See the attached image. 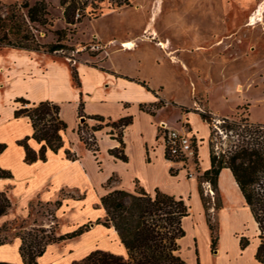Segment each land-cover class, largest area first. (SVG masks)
<instances>
[{"label":"rangeland","instance_id":"obj_1","mask_svg":"<svg viewBox=\"0 0 264 264\" xmlns=\"http://www.w3.org/2000/svg\"><path fill=\"white\" fill-rule=\"evenodd\" d=\"M40 1L46 4L48 24L35 25L33 33L37 41L40 44H53L57 40L56 32L65 30L61 43L66 47L52 54L1 48L0 111L4 105L16 106L14 98L5 103V99L14 92L25 91L33 96L54 98L55 95L49 90L52 86L70 84L69 76L62 71H56L44 81L12 82L14 74H21L23 79H32L37 72H43L44 59L64 63L70 70L74 69L76 63L101 66L106 61L105 64L113 71L129 76L138 75L152 85H162L165 96L176 99L186 107H181L183 111L197 112L199 116L204 114L210 132L216 131L211 140L216 154L226 142L220 128L223 119L249 123H252L251 118L264 121V103L260 101L257 105L254 102L256 97H264V25L256 23L246 26L264 0H127L129 5L120 7L116 6V2L124 0H75L80 13L84 15L82 22L76 26L65 23L64 8L58 0H0V14L6 16L10 6L26 14V9L21 8L22 4L32 6ZM255 18L257 20L258 17ZM240 34L244 35L241 43L237 40ZM127 40H135L134 51H121L120 43ZM159 42L167 43V50L156 46ZM237 46H241L242 53L237 54ZM158 51L161 57L156 61L161 65L157 67L154 58ZM10 54L27 57L37 67L22 66L18 58H10ZM226 84L232 86L227 99L238 100V106L225 118L210 115L209 94H217L211 100L215 109L221 105L219 93L222 85ZM237 86L241 87L240 93H235ZM89 133H83L82 142L93 145ZM201 155L203 160V149ZM99 161L102 164L98 167L102 170L92 178L96 184L101 183L106 174L116 171L104 160ZM83 162L88 166L85 158ZM171 165L172 171L175 168L183 170L187 179L188 173L193 174L207 203L206 212L202 202L199 208L193 194L190 203L187 202L190 215L183 221L185 236L179 243L181 258L187 264H197L198 257L202 259V264H227L234 257L237 264L244 261L251 263V253L248 251L236 256L240 248L237 241L245 237L249 244L256 243L258 231H255L254 222L247 220L244 204L237 197L232 184L227 186L230 197L225 203L219 189L212 191L210 185L201 179L203 172L199 163L194 168L190 164ZM115 187H123L118 178H113L109 186L104 183L96 187L95 193L99 196L103 190L109 191ZM10 191V186L2 191L11 202V208L0 217V242L3 244L17 239L21 245L23 238L27 245L28 233L39 237L51 233L58 236L85 217L70 212L66 202L71 196H81L80 192L64 190L55 200L43 202L29 192L17 190L12 196ZM92 200L93 195L89 194L88 202ZM215 206L218 209H214ZM209 226H212V230ZM212 237L218 239L214 250L210 248ZM220 248L221 253L217 256Z\"/></svg>","mask_w":264,"mask_h":264},{"label":"crops","instance_id":"obj_2","mask_svg":"<svg viewBox=\"0 0 264 264\" xmlns=\"http://www.w3.org/2000/svg\"><path fill=\"white\" fill-rule=\"evenodd\" d=\"M158 11L159 9L156 10V12ZM263 12L264 4L261 3L254 15L250 17V22L246 26H252L256 23L264 25L262 21ZM255 17H258L257 20ZM243 37L244 35L242 34L238 36L237 40L239 43L242 42ZM127 42H132L134 47L131 49L124 48L122 44ZM120 47L121 51H134L136 47L135 40L123 41L120 43ZM158 47L162 50H167V43L165 49L160 46ZM236 48L237 54L243 52L241 46H237ZM9 57H17L22 66L37 67L27 57L16 56V54H10ZM159 57H161L160 51H158L157 57L154 58V64L157 67L161 65L156 61ZM171 59L172 63H174V58L172 57ZM42 62L44 70L43 72H37L34 78L23 79L20 76L21 74H14L12 82L24 84L33 83L37 80L44 81L56 71H62L69 76L70 84L68 86H62V84L52 86L49 90L51 91L50 93L55 95L54 98L33 96L30 92L23 91L11 94L5 99V103L11 98H14V100L16 98H23L30 103L51 101L57 104L59 106V117L66 124V129L61 134L63 147L57 153L48 150L44 162L24 163L25 151L18 142L25 137H29L27 145L34 151H38L40 144L31 138L33 130L29 119L22 116L14 118L13 111L16 106L4 105L0 111V143L5 144L6 149L0 154V168L9 171L12 177L0 178V191H5L10 186L12 196L17 190H20L33 194V197H39L43 202L55 200L64 190L80 192L81 195H84L82 199H70L66 202L69 205L70 212L73 211L85 217L79 224L75 223L62 234L72 232L88 222H90V226L88 231L76 238L62 243L47 245L43 255L37 258V264H73L82 260L96 249L119 256H126V250L114 229L106 228L101 224H95L96 220L103 219L105 216V211L99 207V201L109 191L121 189L133 192L135 182H137L148 193H152L155 189H158L163 193L182 197L186 203H190L193 194L199 208L201 207L196 178L191 177L187 179L180 168H175V175L171 174L172 165L164 157L163 140L159 136L161 129H174L180 132L187 131L197 142V163H199L202 172L208 170L210 168V158L207 141L209 140L210 130L208 124L201 119L197 112L183 111L181 107L185 106L180 104L176 99L165 96V89H161L162 85H152L138 75L129 76L113 71L105 64L106 61L101 66L76 63L74 70L77 73L78 87L72 80V69L70 70L68 65L61 62H52L47 59H44ZM231 88V85H222L219 93L221 105L216 106L215 109L212 107L211 100L217 94H209L210 115L225 118L238 106V100L233 101L231 97L228 99L226 97ZM240 88V86H237L235 93H240ZM158 101L164 102V105L157 108H149L150 105ZM260 101L264 103V97H256L254 102L258 105ZM92 116H100L104 119L103 128L93 133L97 148L95 153L87 149L85 144L80 140L79 135V129L82 126L85 125L90 129L98 124L93 119H90ZM123 117H131V122L122 131L123 152L127 158L126 162H122L109 155L108 151L118 147L119 142L115 138L116 134L110 133L111 127L105 126L107 122H114ZM251 122L264 124V121L260 119L251 118ZM81 131L82 133L84 132L83 130ZM202 149L204 153L203 160L201 155ZM66 150L73 152L77 159L74 161L67 159L65 155ZM84 158L87 160L88 166L83 162ZM99 159L111 165L113 170L117 172L114 171L106 174L104 180L96 184L92 178L95 173L97 174L102 170L98 167V165L101 166L102 164ZM111 176L118 178L119 184L121 182L123 187H115L109 191L103 190L97 196L95 188H99L102 184L106 183ZM230 183L233 190L237 193V197L244 204V214L245 216L247 215V220L251 219L253 221L252 215L245 205L230 171L222 169L218 176L217 187L223 194L225 203L226 199L230 197L228 194L229 189L227 188ZM89 194L93 195L92 202H88ZM188 217L186 218L188 219ZM255 231H257V226ZM258 242L249 244L243 251L238 248L236 256L240 254L244 255L246 254L244 251H248L252 257V261L249 264H259L254 259ZM238 245L239 242L237 241ZM19 246L20 241L17 239L0 245V261L22 264ZM221 248L218 250L217 256L220 255ZM236 259L234 257L226 263L237 264ZM197 260L198 264H202L201 258L198 257ZM241 264H247V262L244 261Z\"/></svg>","mask_w":264,"mask_h":264},{"label":"trees","instance_id":"obj_3","mask_svg":"<svg viewBox=\"0 0 264 264\" xmlns=\"http://www.w3.org/2000/svg\"><path fill=\"white\" fill-rule=\"evenodd\" d=\"M64 8L63 19L68 26H76L81 23L84 15L80 13L75 0H58ZM129 5L127 0L116 2V6ZM26 14L20 13V9L10 6L6 16L0 14V49L10 48L26 51H42L52 54L62 51L66 46L64 40L65 30L56 32L57 40L53 44H40L33 30L35 25L46 26L47 7L43 1L34 5L22 4ZM1 10V5H0ZM74 84L78 87L77 73L71 71ZM143 86L144 84L141 83ZM16 107L13 117H27L33 133L31 138L40 144L38 151L30 149L27 145L29 137L18 142L24 148L23 162L31 164L36 161H45L46 152L49 150L57 153L63 147L62 132L66 124L59 117V106L51 101L30 103L23 98L14 100ZM162 101L149 106L157 108ZM203 121L207 117L200 114ZM98 124L87 128L85 125L79 129L80 140L83 141V133L90 132L89 138L93 145L84 142L87 149L97 151L93 133L103 128L104 119L100 116H92ZM131 122V117H123L114 122H107L105 126L111 127V134H116L119 146L108 151L109 155L126 162L122 131ZM86 127V128H85ZM223 134L222 149L216 154L211 146V140L216 131L211 130L209 135L210 168L201 175L203 182L210 185L212 191L217 192V180L222 169H228L240 191L245 205L248 207L257 226L258 246L254 259L259 264H264V124L249 122H236L223 119L220 127ZM83 130L84 132L82 133ZM118 131V132H116ZM6 149V145L0 143V154ZM69 160H76V155L65 151ZM175 171L171 174L175 175ZM9 171L0 168V178H11ZM114 176L108 178L105 186H109ZM202 206L207 212V203L198 186ZM84 195L71 199H82ZM60 205L59 202H56ZM219 206V204H218ZM218 206L214 209H218ZM99 207L105 211L103 219L96 220L95 224H101L106 228H113L119 236L121 244L126 250V256L94 250L85 258L73 264H187L180 255L179 240L185 235L183 219L189 216L190 207L182 197H176L155 189L152 193L146 192L135 182L133 192L116 189L109 191L100 198ZM11 208V202L5 192L0 191V217ZM90 222L79 226L72 232L62 235L43 234L32 235L28 233L29 243L24 244L21 238L19 253L22 264H37V258L43 255L47 245L62 243L71 240L89 230ZM212 230V226H209ZM44 233V231H40ZM33 236V237H32ZM31 237V238H30ZM217 237H212L210 248L215 249ZM3 242H0L2 245ZM249 245L245 237L239 240L240 250L243 251ZM0 264H13L0 261ZM198 264V260H197Z\"/></svg>","mask_w":264,"mask_h":264},{"label":"built area","instance_id":"obj_4","mask_svg":"<svg viewBox=\"0 0 264 264\" xmlns=\"http://www.w3.org/2000/svg\"><path fill=\"white\" fill-rule=\"evenodd\" d=\"M159 136L163 140L164 157L170 164H190L193 168L197 165V142L187 131L161 129ZM187 176L191 178L193 174Z\"/></svg>","mask_w":264,"mask_h":264},{"label":"bare ground","instance_id":"obj_5","mask_svg":"<svg viewBox=\"0 0 264 264\" xmlns=\"http://www.w3.org/2000/svg\"><path fill=\"white\" fill-rule=\"evenodd\" d=\"M122 46L124 48H132L134 45L132 42H127V43H123ZM158 46H160L161 48H166V43L165 42H159ZM253 219V218H252ZM254 222V220H253ZM254 226H256L255 222H254Z\"/></svg>","mask_w":264,"mask_h":264}]
</instances>
